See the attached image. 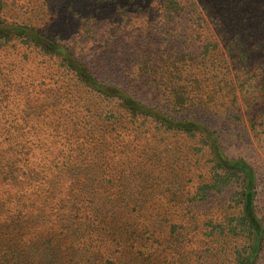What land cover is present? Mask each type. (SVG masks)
<instances>
[{"label": "rangeland", "instance_id": "1", "mask_svg": "<svg viewBox=\"0 0 264 264\" xmlns=\"http://www.w3.org/2000/svg\"><path fill=\"white\" fill-rule=\"evenodd\" d=\"M201 1L181 0L188 12ZM158 5L157 0H0V30L28 26L85 49V56H103L105 42L103 36L95 40L96 31L123 32L122 24L115 25L122 13L145 15L142 22H148ZM208 23L220 37L221 17ZM16 44L0 50V264H243L244 256H253L250 264H264L262 73L240 88L231 111L230 97L217 99L198 131L164 133L150 124L136 151L141 158L130 163L111 154L106 135L84 148L86 161H79L76 174L68 161L82 148L69 152L57 142L83 138L70 123L83 115L85 99L69 104L73 99L61 88L58 66L39 49ZM84 121L81 127L92 129L95 120ZM53 140L52 150H64L70 180L60 172L28 173L37 160L50 158ZM236 162L248 166L253 183L240 171L227 176L224 168ZM249 188L256 228L245 220ZM139 235L143 238L134 243Z\"/></svg>", "mask_w": 264, "mask_h": 264}, {"label": "trees", "instance_id": "2", "mask_svg": "<svg viewBox=\"0 0 264 264\" xmlns=\"http://www.w3.org/2000/svg\"><path fill=\"white\" fill-rule=\"evenodd\" d=\"M157 1L159 9L152 19L147 18L148 22H142L145 15L129 17L122 13L115 25L122 24L123 32H95V40L103 36V48L107 50L103 56L97 53L85 56V49L79 50L66 40L51 39L28 26L0 30V50L10 45L17 48V42L39 49L42 57L58 66V81L64 85L61 88L73 99L69 104L85 99L83 115L70 123L74 128L80 127L83 138L64 136L57 142L69 152L76 149L75 145L82 148L75 150L76 159L70 157L73 161H68L69 171L78 174L76 165L86 161L84 148L95 145L106 135L111 139L106 148L112 155H124L121 158L129 163L137 162L142 156H136L139 141L150 124H155L156 130H165L164 133L198 131L196 127L218 107L217 99L230 97L227 111H231L232 104L235 106L242 95L240 88L258 73L264 75V0H203L189 12L181 0ZM216 16L224 22L220 37L208 23ZM138 24V32L128 34ZM86 119L95 120L90 130L81 127ZM55 143L53 140L48 146L50 158L28 166L29 174L47 170L68 177L64 150L50 148ZM86 163L100 169L99 163ZM224 169L227 176L240 171L253 183L250 169L242 162L228 164ZM95 182L88 185L96 187ZM98 185L101 186L100 182ZM252 202L253 192L249 188L245 193V220L256 228ZM142 238L139 235L134 243ZM147 246L150 252L156 250L154 244ZM243 258V264L253 261V256Z\"/></svg>", "mask_w": 264, "mask_h": 264}]
</instances>
